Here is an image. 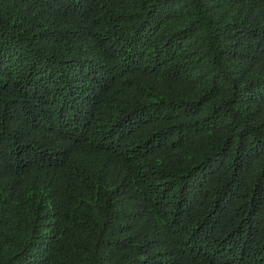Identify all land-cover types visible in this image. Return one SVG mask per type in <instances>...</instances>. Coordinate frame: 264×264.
<instances>
[{
    "label": "trees",
    "instance_id": "trees-1",
    "mask_svg": "<svg viewBox=\"0 0 264 264\" xmlns=\"http://www.w3.org/2000/svg\"><path fill=\"white\" fill-rule=\"evenodd\" d=\"M0 264H264V0H0Z\"/></svg>",
    "mask_w": 264,
    "mask_h": 264
}]
</instances>
